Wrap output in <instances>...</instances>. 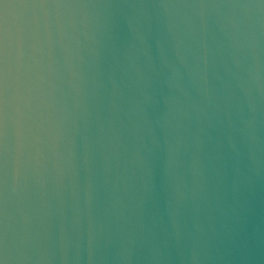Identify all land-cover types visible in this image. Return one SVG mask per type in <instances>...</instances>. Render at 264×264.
I'll list each match as a JSON object with an SVG mask.
<instances>
[{
	"label": "water",
	"instance_id": "1",
	"mask_svg": "<svg viewBox=\"0 0 264 264\" xmlns=\"http://www.w3.org/2000/svg\"><path fill=\"white\" fill-rule=\"evenodd\" d=\"M0 264H264V0H0Z\"/></svg>",
	"mask_w": 264,
	"mask_h": 264
}]
</instances>
